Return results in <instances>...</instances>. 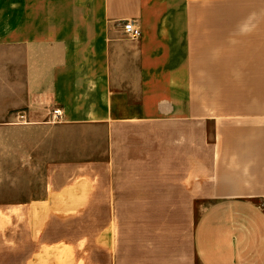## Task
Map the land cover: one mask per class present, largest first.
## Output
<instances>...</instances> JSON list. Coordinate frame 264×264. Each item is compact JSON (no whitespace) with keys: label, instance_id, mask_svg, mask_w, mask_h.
Instances as JSON below:
<instances>
[{"label":"crops","instance_id":"1","mask_svg":"<svg viewBox=\"0 0 264 264\" xmlns=\"http://www.w3.org/2000/svg\"><path fill=\"white\" fill-rule=\"evenodd\" d=\"M0 264H264V0H0Z\"/></svg>","mask_w":264,"mask_h":264},{"label":"built area","instance_id":"2","mask_svg":"<svg viewBox=\"0 0 264 264\" xmlns=\"http://www.w3.org/2000/svg\"><path fill=\"white\" fill-rule=\"evenodd\" d=\"M123 32L127 37L132 39H139L142 35L141 29L133 21H127L123 24ZM59 113V111L54 112L53 121L56 119L55 116L58 117Z\"/></svg>","mask_w":264,"mask_h":264},{"label":"rangeland","instance_id":"3","mask_svg":"<svg viewBox=\"0 0 264 264\" xmlns=\"http://www.w3.org/2000/svg\"><path fill=\"white\" fill-rule=\"evenodd\" d=\"M46 174H47V170H46Z\"/></svg>","mask_w":264,"mask_h":264}]
</instances>
